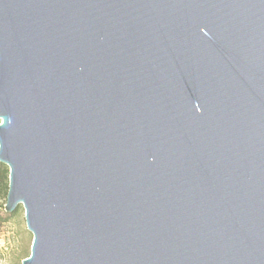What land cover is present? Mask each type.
<instances>
[{"label": "water", "instance_id": "obj_1", "mask_svg": "<svg viewBox=\"0 0 264 264\" xmlns=\"http://www.w3.org/2000/svg\"><path fill=\"white\" fill-rule=\"evenodd\" d=\"M0 162L22 264H264V0H0Z\"/></svg>", "mask_w": 264, "mask_h": 264}, {"label": "rangeland", "instance_id": "obj_2", "mask_svg": "<svg viewBox=\"0 0 264 264\" xmlns=\"http://www.w3.org/2000/svg\"><path fill=\"white\" fill-rule=\"evenodd\" d=\"M16 211L4 209L10 220L0 226V264H22L31 255L33 234L27 229L25 209L19 205Z\"/></svg>", "mask_w": 264, "mask_h": 264}, {"label": "trees", "instance_id": "obj_3", "mask_svg": "<svg viewBox=\"0 0 264 264\" xmlns=\"http://www.w3.org/2000/svg\"><path fill=\"white\" fill-rule=\"evenodd\" d=\"M10 170L9 167L0 162V226L10 220V216H4V209L7 202V196L9 192V180ZM18 210L15 214H17ZM30 256V255H29ZM27 256L26 258H28ZM25 258V259H26Z\"/></svg>", "mask_w": 264, "mask_h": 264}]
</instances>
